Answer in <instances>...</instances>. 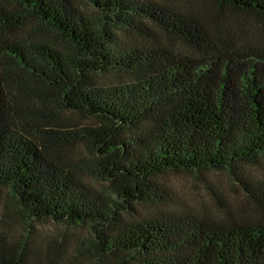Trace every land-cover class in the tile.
I'll return each instance as SVG.
<instances>
[{
  "label": "trees",
  "instance_id": "1",
  "mask_svg": "<svg viewBox=\"0 0 264 264\" xmlns=\"http://www.w3.org/2000/svg\"><path fill=\"white\" fill-rule=\"evenodd\" d=\"M214 1L264 19V0ZM4 2L0 30L11 34L0 38V184L29 215L89 225L75 254L90 264L111 255L118 264H264V216L204 219L178 206L158 178L169 169H227L264 213V187L238 170L264 155V39H222L201 14L160 0H91L98 16L72 0ZM156 29L188 52L159 42ZM10 69L32 81L29 100L99 119L64 134L100 156L113 196L55 154L49 139L63 133L18 113ZM102 74L118 79L108 84ZM26 252L0 251V264H43Z\"/></svg>",
  "mask_w": 264,
  "mask_h": 264
},
{
  "label": "rangeland",
  "instance_id": "2",
  "mask_svg": "<svg viewBox=\"0 0 264 264\" xmlns=\"http://www.w3.org/2000/svg\"><path fill=\"white\" fill-rule=\"evenodd\" d=\"M76 7L89 16L100 15L91 0H72ZM183 10L194 11L204 18L208 28L222 39L237 43L258 42L264 39V19L251 14L234 11L221 6L214 0H160ZM5 4L4 0H0ZM11 9H20L14 3ZM27 24L54 44L64 42L49 28L36 19L29 18ZM11 34L0 30V38ZM19 35V33H17ZM23 34V33H22ZM156 39L174 49L187 51L179 41L170 35L155 30ZM16 77L12 90L17 100V110L32 125L53 129L63 133L51 138L53 150L61 161L89 186L113 196L115 184L105 179L98 166L100 156L83 140L71 141L66 131L92 128L100 124L99 119L60 107L56 101L42 103L34 98L29 100L27 88L33 87L28 76L17 69H10ZM106 83L116 81L115 74H102ZM238 169L240 173L264 187V155L257 156L251 163L245 162ZM98 166V167H97ZM173 194L178 206L204 219H217L226 223H251L262 219L264 213L244 191L242 185L227 169H169L159 176ZM89 225L58 222L50 218H35L19 203L17 196L8 185L0 184V251L19 253L27 250L30 258H38L43 264H90L84 257L75 254L80 241L90 236ZM118 255L107 256L93 264H118ZM31 261V260H30Z\"/></svg>",
  "mask_w": 264,
  "mask_h": 264
}]
</instances>
